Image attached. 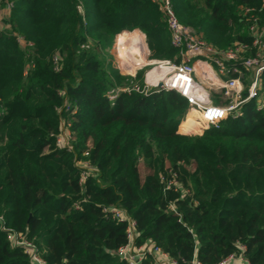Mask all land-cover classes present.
<instances>
[{"label":"trees","instance_id":"trees-1","mask_svg":"<svg viewBox=\"0 0 264 264\" xmlns=\"http://www.w3.org/2000/svg\"><path fill=\"white\" fill-rule=\"evenodd\" d=\"M172 3L218 48L250 42L252 18L264 24L263 0ZM134 27L152 57L178 61L152 0H15L0 32V215L48 264H127L117 253L125 225L102 211L111 205L136 219L139 243L179 264H218L240 245L250 264H264V111L247 104L242 117L189 136L178 131L188 105L175 91L112 100L111 90L144 80L106 56ZM67 124L70 150L56 144ZM193 126L185 119L183 129ZM80 160L95 167L84 184ZM173 173L181 187L165 190L162 176ZM0 264H31L1 229Z\"/></svg>","mask_w":264,"mask_h":264},{"label":"built area","instance_id":"built-area-1","mask_svg":"<svg viewBox=\"0 0 264 264\" xmlns=\"http://www.w3.org/2000/svg\"><path fill=\"white\" fill-rule=\"evenodd\" d=\"M152 1L158 5L163 15L172 46L178 49V61L160 59L146 63V66L152 64V67L144 74L143 83L133 81L129 86L111 90L109 96L112 100H116L123 92L148 95L161 90L175 91L187 102L188 112L185 118L191 110L197 112L196 120L201 133L210 128L219 129L229 118L242 117L247 104H252L257 111H264V24L261 25L257 18H252L248 28L250 42L235 41L227 48H218L178 19L172 0ZM14 4L15 0H0V13L3 11L8 16ZM253 10L247 8L245 12ZM5 28L4 24H0V32ZM19 42L26 45L22 38H19ZM55 60L58 58L55 57ZM142 64L144 63L137 64V68H141ZM135 70L136 68L125 75L136 79ZM72 141L73 134L67 124L56 136V144L70 150L73 148ZM77 164L82 169L80 183L84 184L95 167L88 160H80ZM162 181L165 190H177L181 187L175 173L170 177L162 176ZM171 209L176 210L174 204ZM102 211L107 218L125 225L126 242L117 250L121 260L127 264H144L146 260L152 261V264H179L177 259L155 242L139 243L137 221L125 209L111 205L103 207ZM0 229L5 232L11 247L23 249L31 264H48L40 254L37 243L28 238L26 233L8 227L3 215H0ZM240 250L241 254H230L218 264H231L238 258L245 264H250L244 255L246 246L240 245ZM191 264L205 263L195 257Z\"/></svg>","mask_w":264,"mask_h":264},{"label":"rangeland","instance_id":"rangeland-1","mask_svg":"<svg viewBox=\"0 0 264 264\" xmlns=\"http://www.w3.org/2000/svg\"><path fill=\"white\" fill-rule=\"evenodd\" d=\"M3 7V6H2ZM1 11V10H0ZM7 18L8 16L6 15V13H0V24H4L6 26L7 24ZM133 31H127V33L129 34V39L127 37V44L125 46V48L122 46L119 49V43L120 40L119 38H117V40L115 42L112 43V46L107 50L106 52V56L109 57L111 56L113 62L115 63L116 67L119 68V70L121 71V73L123 75L125 74H130V71H133L136 68V72L137 74L140 72H144V74H146L150 69H151V65L152 64H147L146 63H150L153 60H160L163 58H154L152 57V52L149 48V46H146V40H145V34H143L138 28H133ZM137 35L139 36L140 40L135 38L132 39L131 36ZM123 35V34H122ZM122 35L120 36V39L122 37ZM137 39V41H135ZM119 41V43H118ZM24 44V43H22ZM149 48V49H148ZM110 58V59H111ZM127 62V66H125ZM140 63H144L142 64L141 68H137V64ZM126 67V68H122V67ZM129 86V85H127ZM197 118L195 117V115H189L187 116L186 120L188 122H195L196 125H199L198 121L196 120ZM182 126H180L179 133L183 134V135H202L203 133L199 132L200 129L195 128L196 126H193L191 128H188L186 130H183L181 128ZM140 170L142 175L144 176L146 174V170L144 168V165L141 163L140 164Z\"/></svg>","mask_w":264,"mask_h":264},{"label":"bare ground","instance_id":"bare-ground-1","mask_svg":"<svg viewBox=\"0 0 264 264\" xmlns=\"http://www.w3.org/2000/svg\"><path fill=\"white\" fill-rule=\"evenodd\" d=\"M128 37V36H127ZM127 37H125V39H124V41H123V44H122V46L125 48V46H126V44H127ZM128 39H129V37H128ZM127 66V65H126ZM151 74H153V71L152 72H150V76H151ZM193 113H194V115H195V117H197L198 116V114H197V112L196 111H192ZM195 128H198V129H200V125H197ZM201 130V129H200Z\"/></svg>","mask_w":264,"mask_h":264},{"label":"crops","instance_id":"crops-1","mask_svg":"<svg viewBox=\"0 0 264 264\" xmlns=\"http://www.w3.org/2000/svg\"><path fill=\"white\" fill-rule=\"evenodd\" d=\"M3 12V11H2ZM1 12V13H2ZM4 13V12H3ZM187 118V117H186ZM185 118V119H186ZM185 119L182 121V123H181V125L180 126H182L181 128L183 129V124H184V122H185ZM183 130H186V129H183ZM231 264H245L240 258H238V259H235L234 261H232L231 262Z\"/></svg>","mask_w":264,"mask_h":264}]
</instances>
